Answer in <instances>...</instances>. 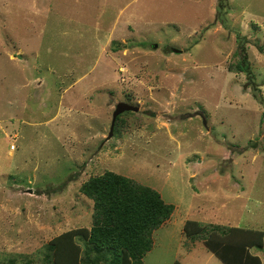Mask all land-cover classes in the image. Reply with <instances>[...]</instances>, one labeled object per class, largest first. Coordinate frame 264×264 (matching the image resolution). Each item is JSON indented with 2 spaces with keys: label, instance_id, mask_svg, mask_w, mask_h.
Listing matches in <instances>:
<instances>
[{
  "label": "rangeland",
  "instance_id": "374dc122",
  "mask_svg": "<svg viewBox=\"0 0 264 264\" xmlns=\"http://www.w3.org/2000/svg\"><path fill=\"white\" fill-rule=\"evenodd\" d=\"M106 171L174 207L144 264H223L189 220L264 232V0H0V264L90 229Z\"/></svg>",
  "mask_w": 264,
  "mask_h": 264
},
{
  "label": "trees",
  "instance_id": "16d2710c",
  "mask_svg": "<svg viewBox=\"0 0 264 264\" xmlns=\"http://www.w3.org/2000/svg\"><path fill=\"white\" fill-rule=\"evenodd\" d=\"M245 60L244 56L236 66L230 64L228 70L247 71ZM79 190L93 202L90 229L58 235L44 246L40 262L28 257L8 264H144L152 233L170 218L173 205L165 204L156 190L110 171L90 177ZM183 234L191 242L202 241L223 264H262L250 253L263 249L262 231L228 227L225 232L224 226L189 220Z\"/></svg>",
  "mask_w": 264,
  "mask_h": 264
},
{
  "label": "water",
  "instance_id": "95a60500",
  "mask_svg": "<svg viewBox=\"0 0 264 264\" xmlns=\"http://www.w3.org/2000/svg\"><path fill=\"white\" fill-rule=\"evenodd\" d=\"M156 47L157 46L155 45L154 48H156ZM172 52L178 54L181 51H179L177 49H172ZM138 110H139L138 107L130 105V104H127L125 102L117 103L116 106H115V110L112 113L111 123H110V127H109V132H108V135H107L106 139L109 140L112 137L113 126H114V123L116 121L117 116H119L120 114L125 113V112H137ZM194 115L201 116L200 113H195ZM191 116H192L191 114L188 115V117H191Z\"/></svg>",
  "mask_w": 264,
  "mask_h": 264
},
{
  "label": "crops",
  "instance_id": "0c3cea01",
  "mask_svg": "<svg viewBox=\"0 0 264 264\" xmlns=\"http://www.w3.org/2000/svg\"><path fill=\"white\" fill-rule=\"evenodd\" d=\"M238 228V227H237ZM207 250V249H206ZM210 253V252H209ZM213 255V254H212ZM261 260V259H260ZM262 263V262H261ZM33 264H36V263H33Z\"/></svg>",
  "mask_w": 264,
  "mask_h": 264
}]
</instances>
